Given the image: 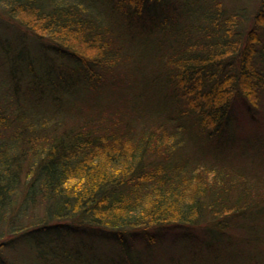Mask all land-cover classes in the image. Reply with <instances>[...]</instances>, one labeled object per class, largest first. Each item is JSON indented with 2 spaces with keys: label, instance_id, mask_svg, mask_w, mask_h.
Returning a JSON list of instances; mask_svg holds the SVG:
<instances>
[{
  "label": "trees",
  "instance_id": "obj_1",
  "mask_svg": "<svg viewBox=\"0 0 264 264\" xmlns=\"http://www.w3.org/2000/svg\"><path fill=\"white\" fill-rule=\"evenodd\" d=\"M0 69V264H264V0H0Z\"/></svg>",
  "mask_w": 264,
  "mask_h": 264
},
{
  "label": "rangeland",
  "instance_id": "obj_2",
  "mask_svg": "<svg viewBox=\"0 0 264 264\" xmlns=\"http://www.w3.org/2000/svg\"><path fill=\"white\" fill-rule=\"evenodd\" d=\"M6 59L8 57H5ZM3 72V69H0V74ZM156 73V72H155ZM0 75V87L2 86L1 83L3 82L4 78L2 79ZM264 93V92H263ZM262 102L260 106H250L247 104V102L244 99H237L233 102L232 110L227 117V120L225 121L222 130L219 132V137L221 141L223 142H233L232 144L238 146L239 144L246 145L248 142L246 139L255 140L253 143L255 145L257 142L263 141L264 142V97L262 98ZM146 108H159V102L154 99L150 101H146L144 103ZM246 141V142H245ZM264 149V146L261 147ZM264 159V158H263ZM263 159H258L256 165L259 166L261 170H264V163H260ZM160 240V239H159ZM168 237H164V243L161 242V246H157V250H163V247L169 246L170 243L171 246L173 245L175 252L177 251V243L175 241H169ZM163 245V246H162ZM116 245H113V243L109 244L106 243V246L103 248L108 250H115ZM135 247L137 249H143L145 250L151 249V246L146 243V241H139L135 243ZM154 247H152L153 249ZM156 249V248H155ZM171 252V250L169 251ZM219 253H223V250L220 249L216 252L212 251L209 252V258L212 259L214 256H218ZM172 256L169 253H164L163 255L158 257V260H160V263H166V261L170 260ZM220 257V255H219ZM222 262V256L220 259ZM233 259L231 258L229 262H232Z\"/></svg>",
  "mask_w": 264,
  "mask_h": 264
}]
</instances>
